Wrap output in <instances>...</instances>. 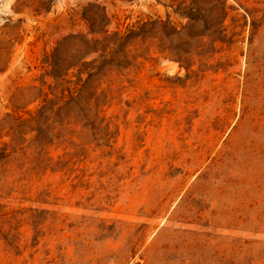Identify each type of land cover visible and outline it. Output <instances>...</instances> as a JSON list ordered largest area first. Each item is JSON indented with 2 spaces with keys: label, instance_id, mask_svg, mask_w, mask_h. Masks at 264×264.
Wrapping results in <instances>:
<instances>
[{
  "label": "rangeland",
  "instance_id": "374dc122",
  "mask_svg": "<svg viewBox=\"0 0 264 264\" xmlns=\"http://www.w3.org/2000/svg\"><path fill=\"white\" fill-rule=\"evenodd\" d=\"M0 20V264H264V0Z\"/></svg>",
  "mask_w": 264,
  "mask_h": 264
},
{
  "label": "clouds",
  "instance_id": "9594fccd",
  "mask_svg": "<svg viewBox=\"0 0 264 264\" xmlns=\"http://www.w3.org/2000/svg\"><path fill=\"white\" fill-rule=\"evenodd\" d=\"M12 2V0H8V3L10 4ZM4 23L3 20H0V24Z\"/></svg>",
  "mask_w": 264,
  "mask_h": 264
}]
</instances>
